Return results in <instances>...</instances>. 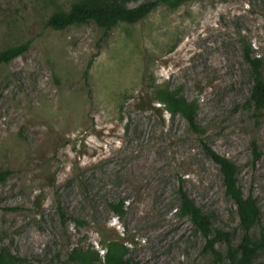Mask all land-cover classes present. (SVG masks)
<instances>
[{"label": "rangeland", "instance_id": "374dc122", "mask_svg": "<svg viewBox=\"0 0 264 264\" xmlns=\"http://www.w3.org/2000/svg\"><path fill=\"white\" fill-rule=\"evenodd\" d=\"M72 2L0 0V51L29 44L0 66V252L18 264H76L75 250L104 256L116 240L140 264H230L243 231L201 140L236 165L264 234V113L256 121L247 105L245 60L249 51L264 62V0L160 4L108 32L46 25ZM164 85L197 102L204 135L157 103ZM180 187L230 238L209 247L179 213ZM122 201L118 216L111 205Z\"/></svg>", "mask_w": 264, "mask_h": 264}, {"label": "trees", "instance_id": "16d2710c", "mask_svg": "<svg viewBox=\"0 0 264 264\" xmlns=\"http://www.w3.org/2000/svg\"><path fill=\"white\" fill-rule=\"evenodd\" d=\"M137 0H73L68 10L59 8L53 12L46 21V25L54 30H64L72 25H81L94 22L105 32L110 31L120 23L135 24L146 18L160 4H166L177 8L183 3L192 0H153L140 3L135 7L129 4ZM28 43L13 46L0 51V66L12 62L17 57L27 52ZM245 60L249 64L253 85L247 105L253 111V116L258 121L264 113V62L259 57H254L249 51L245 53ZM155 100L165 106L172 115L179 113L187 122L190 130L197 135H204L206 130L197 120L198 104L196 101H188L181 95L180 90L172 91L167 85L159 86L155 91ZM254 144V143H253ZM202 148L206 156L219 166L223 175V185L226 196L236 205V213L239 220L238 226L243 231L241 241L237 246L239 256L229 251L230 264H261L256 262L258 254L264 250V234L256 235L255 231L261 225V211L257 201L252 196L245 197L237 179V167L226 157L213 150L206 142L201 140ZM255 160L259 158L257 148L254 145ZM3 176L1 175V178ZM179 196L181 206L179 213L189 217L196 229L207 238L209 247H213L217 239L230 238V232L218 230L214 232L212 213L205 212L198 207L180 187ZM123 201L111 205L116 215L124 213ZM211 235H214L211 239ZM103 249L104 256L97 250H75L69 258L76 264H140L127 258V246L116 240H108ZM20 259L2 250L0 252V264H18Z\"/></svg>", "mask_w": 264, "mask_h": 264}]
</instances>
